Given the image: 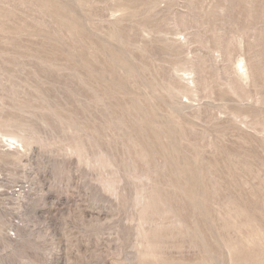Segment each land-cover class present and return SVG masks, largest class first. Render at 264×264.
Segmentation results:
<instances>
[{
	"label": "rangeland",
	"instance_id": "rangeland-1",
	"mask_svg": "<svg viewBox=\"0 0 264 264\" xmlns=\"http://www.w3.org/2000/svg\"><path fill=\"white\" fill-rule=\"evenodd\" d=\"M0 264H264V0H0Z\"/></svg>",
	"mask_w": 264,
	"mask_h": 264
},
{
	"label": "bare ground",
	"instance_id": "bare-ground-1",
	"mask_svg": "<svg viewBox=\"0 0 264 264\" xmlns=\"http://www.w3.org/2000/svg\"><path fill=\"white\" fill-rule=\"evenodd\" d=\"M240 71H241V73L242 74H244L245 73V70L243 69L244 68V65H243V63H242V61H240L239 63H238V67H237ZM1 137H3V136H1ZM6 140L8 141V143H16V141H17V139L15 138V137H13V136H7L6 137ZM5 140V141H6ZM18 142V141H17ZM10 145V144H9Z\"/></svg>",
	"mask_w": 264,
	"mask_h": 264
}]
</instances>
